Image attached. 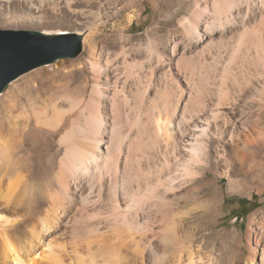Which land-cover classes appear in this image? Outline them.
<instances>
[{"label": "bare ground", "instance_id": "1", "mask_svg": "<svg viewBox=\"0 0 264 264\" xmlns=\"http://www.w3.org/2000/svg\"><path fill=\"white\" fill-rule=\"evenodd\" d=\"M118 1L0 0V24L44 36L79 35L83 44L85 35H90L89 40L92 37L94 26L105 27L110 18H119L120 11L134 2L128 0L113 8ZM249 1L213 0L217 27L231 23L230 11H237ZM206 29L197 37L198 43L212 35V30ZM246 29L235 47L230 48L229 42L221 38L211 64L215 71L220 58L228 57V65L241 54H249L248 43L255 45L254 63L247 69L249 76L255 73L254 78H258L247 98L252 105L248 112L253 116L248 120L241 115L237 120L232 118L237 115L232 105L236 100L230 98L226 81L218 85L215 101L207 104L211 97L207 73L201 84L194 78L196 73L189 71L184 81L187 102L180 114L174 117L167 111L165 118L155 114L142 122L136 131V150L133 142L124 146L120 134L107 141L97 137L92 123L98 121L100 100L94 95V86L88 93L69 96L68 76L63 75L66 82L56 85L54 78L59 73L49 72L48 67L13 82L0 98V107L5 111L4 115L0 113V264H240L245 252L241 240L232 231L218 227L224 215L222 190L216 181L220 174L228 181V191L238 193L250 183L264 180V167L255 162L264 142V47L257 35L256 40L244 35ZM93 59L89 61L92 67L96 63ZM229 75L222 77L233 85L237 78L232 72ZM34 80L39 83L33 84ZM235 86L236 94H241L243 88ZM59 92L64 98L54 101V94ZM16 93H21L22 98ZM43 96L50 98L41 102ZM232 121L242 122L240 129L244 130L242 137L231 135L229 139L234 147L233 164L210 162L211 148L222 144L221 137L224 138L219 126L225 129ZM211 127L217 132H209ZM31 128L35 135L47 137L60 132L58 148L54 150L50 138L37 145L29 142ZM12 137L17 144L16 162L14 148L9 145ZM216 158L224 159V153ZM236 170L241 179L232 178ZM40 174L52 176L43 189L30 184ZM209 174L216 179L208 181ZM258 193H264V185ZM261 213L260 218L253 213L247 221L242 238L246 245L244 264H264V212ZM252 226L256 231L254 243L250 240Z\"/></svg>", "mask_w": 264, "mask_h": 264}, {"label": "rangeland", "instance_id": "2", "mask_svg": "<svg viewBox=\"0 0 264 264\" xmlns=\"http://www.w3.org/2000/svg\"><path fill=\"white\" fill-rule=\"evenodd\" d=\"M126 1L128 0H119L117 2L119 4L114 2L112 7L118 8ZM133 1L135 3L133 2L131 6L127 7V10L125 9L123 11H120L121 15L119 18H110L107 22L108 24H106L105 27H103L102 25V27L94 26L91 35L93 39L92 37H90L89 40L88 37L90 35H85L86 41H84L83 43L85 45H83L82 52L79 56L73 59H61L52 64L42 66L48 67V70L51 73L55 71L59 73L57 74L58 76L56 75L54 78V82L56 83V85L65 83L66 80H63V75L68 76L67 81L69 86L71 87L69 96L78 97L80 92L84 91L88 93L94 86V95L97 98L99 97L98 99L100 100V108H98L99 122L96 121V123H92L94 127H91L95 128V132L98 138H103V141H107L111 138H118L121 135L122 144L124 146H127L128 144L133 142V149L136 150L139 142L138 139H136V133L143 126L142 122L145 123L146 120L150 119L151 116H154L155 114L161 115V118H165L164 116L166 114L168 115V112H171V114L174 113V117L180 114L183 105H185L187 102L184 81L188 76L189 71L190 73L191 71H194L193 73H196L195 76H193L194 78L196 77V81H200L201 84H203V80H206V78L203 77H206L207 75V80L210 83L209 90L211 91V97L207 99V104H211L215 101L218 93V85H220L221 82L226 81V86L229 87L231 91L230 98L236 100L234 104L232 103V105L234 106V108H236L235 112L237 113V115L232 116V118H234V120H237L236 118L238 117V115H241L242 117H244V120H248V117L253 116L252 113L248 112L250 111L249 109H251L250 107L252 105L247 98L249 96L248 91L254 90L256 88L255 82H257L258 78H254L256 77L255 73H253V77L249 76L247 69L249 65H252L251 63H254L255 45H250L248 43L249 54H241L240 58H237L232 63H228V65V57L225 56L220 58V62L218 61L219 65H217L215 71L213 68V63L211 64V57L214 55L213 53L218 47L217 44L221 42V38L224 39L223 41L229 42L230 48L235 47L240 35L243 34L242 30H244L245 28H247L248 31H246L244 35L247 34L246 36L248 38L254 37V39L257 35L256 39H262L263 42L262 40L261 42L262 46L264 47V0H250L248 3L241 5L237 11L234 9L231 10V15L229 14L231 23L229 24H232L234 26L226 24L224 25L226 28H224L223 26L224 29L220 27L218 28V25H216L214 21V14L212 13L213 0ZM208 23L210 24L208 25ZM227 25H229V27ZM194 26L196 27L195 31L193 30ZM205 28H211L210 30L206 29V31L212 30V35H209L208 38L202 40L201 43H198L196 41L198 40L197 37L199 35H203ZM215 29L220 30L217 32ZM0 30L16 32L32 31L29 29H8L1 24ZM254 31L255 33L253 34ZM213 43H215L214 45H216L214 46V48ZM243 52H245V50ZM92 53H95V60L91 57ZM201 55L202 57L200 58ZM202 58H204L203 61H200ZM92 59L96 62L94 66L95 68L92 67L89 62ZM126 63H129V65ZM133 63H135L136 67L135 65H133ZM124 65H127L125 66L126 68L124 67ZM178 65L180 67L182 66L184 70L182 68H179ZM239 66L242 67L240 70L237 69ZM42 67L32 70L20 77L29 76L37 70H40ZM138 67L141 69H138ZM148 67H150L151 69ZM193 67L195 70L193 69ZM131 68L135 71L138 70L136 72L139 74H136L135 71H130ZM227 68L229 70V73H234L235 78H237L236 82H233V85L232 83H229L228 80H225V78H223L225 77V75H229V73H227L228 70H226ZM180 69H182L184 73ZM122 70L123 72H121ZM127 70L128 72H126ZM129 71L131 73L134 72V76H132L133 74H130ZM114 73H116L117 75H114ZM125 73H128L126 75L127 77H125ZM205 73L207 74L205 75ZM202 74H204L205 76ZM122 75H124V77ZM117 76H119L121 79ZM129 77H131L132 80ZM135 77L136 80H133V78ZM137 78H139L140 80H138ZM124 79H126L127 82ZM16 80H18V78ZM16 80H14L13 82H15ZM13 82L8 85L5 91L0 95V98L2 97V95L8 93ZM123 82L129 84V86L127 84L123 85ZM32 83H35L37 85L39 81L34 80ZM235 85H239L241 89L243 88L241 94H236L237 87ZM83 87H85V89ZM233 88H235V90ZM112 91L115 92L113 93ZM164 91H166L165 93L167 94V98L161 97L162 95H166ZM181 91H184L182 95ZM111 92L117 96L111 97ZM132 92L136 93L134 94L135 96L132 94ZM158 94H161L159 96L161 98L158 97ZM20 95L21 93H16L17 97L22 98V95ZM113 97L116 99H113ZM49 98L50 96H43L39 100L41 102H46ZM63 98L64 95L60 92L56 95L54 94V101ZM117 98L126 99L119 100ZM161 99L164 100L161 101ZM165 99L167 101H165ZM120 101L124 102L125 104L120 103ZM118 103L123 105H120ZM164 103L167 104L165 105ZM118 105H120V109L122 111L119 109ZM2 107L3 106L0 107V113L4 115L5 111L2 110ZM155 107L157 110H155ZM227 111L229 112V109L226 111L223 110V112L225 113H227ZM15 113L16 112L14 111L13 114ZM1 114L0 118L1 120H3V115ZM148 116L150 117L148 118ZM244 120H242V122H244ZM240 123L232 121L231 125L229 127H226L225 129L221 124H219L221 126H219L218 131L222 132L224 138L223 136L221 137L222 144H214L211 148L213 150L208 156L210 162H213L215 160L216 162H222V164L228 162H232L233 164L232 156L234 147H232L229 139L231 135H238L241 137L243 136L244 130L240 129L243 127L240 125ZM97 127L99 130H96ZM30 131L31 133L28 136V140L32 144L37 145L40 144L42 140L46 141L50 138L49 140L54 145V150L58 148V139L61 135L60 132H54V136L52 135V133L51 135L48 134L49 137H47L45 136L46 134H43V136L35 135V132H33V128H31ZM209 132L217 131H215L214 127H211ZM6 133L7 130H5L3 134L6 135ZM9 142V145L13 146L14 148L13 156L14 161L16 162L17 144L13 137L11 140H9ZM219 153H224V159L217 160L216 157ZM255 162H257L259 166L263 165L264 167V142L260 144V150L255 156ZM231 176L235 179L242 178L239 175L238 170L233 172ZM51 179L52 176L40 174L36 179H33L31 181L32 183L30 182V184L32 185L34 183V188L43 189L47 186L48 182H50ZM214 179H216V176L214 174L208 175V181ZM1 180L2 182H5L6 177H3ZM263 185L264 180L258 182L254 181L247 187L240 189L241 192L230 193L228 191L227 179L222 178V176L218 174L216 186L222 190L221 212L224 215L220 220V224L218 225V227L221 229L232 231L233 233L237 234L238 239L241 240L240 246L242 248V251L245 252L242 253L243 259L240 264H244V260L246 257V245L243 243L242 238H244L247 231V221L253 213H257V218H260L262 214L261 212H264V193H258ZM253 201H255V205L249 204ZM234 217H237V219L239 218L240 221L236 223ZM252 227L253 228H251L250 240L253 241L252 243H254L256 240V231L255 226Z\"/></svg>", "mask_w": 264, "mask_h": 264}, {"label": "water", "instance_id": "3", "mask_svg": "<svg viewBox=\"0 0 264 264\" xmlns=\"http://www.w3.org/2000/svg\"><path fill=\"white\" fill-rule=\"evenodd\" d=\"M79 35L44 36L36 31L0 30V95L20 76L82 52Z\"/></svg>", "mask_w": 264, "mask_h": 264}, {"label": "trees", "instance_id": "4", "mask_svg": "<svg viewBox=\"0 0 264 264\" xmlns=\"http://www.w3.org/2000/svg\"><path fill=\"white\" fill-rule=\"evenodd\" d=\"M249 204H254V205H255V201H253L252 203H249ZM249 212H250V211H249ZM249 212H248V214H249ZM248 214H247V215H248ZM234 219L236 220V223L240 221V219H239V218L237 219V217H234Z\"/></svg>", "mask_w": 264, "mask_h": 264}]
</instances>
